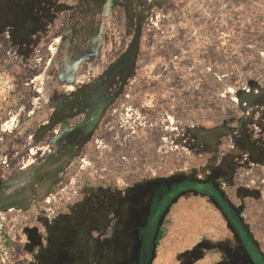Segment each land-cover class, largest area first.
Returning a JSON list of instances; mask_svg holds the SVG:
<instances>
[{"label": "rangeland", "instance_id": "1", "mask_svg": "<svg viewBox=\"0 0 264 264\" xmlns=\"http://www.w3.org/2000/svg\"><path fill=\"white\" fill-rule=\"evenodd\" d=\"M0 264H264V0H0Z\"/></svg>", "mask_w": 264, "mask_h": 264}]
</instances>
